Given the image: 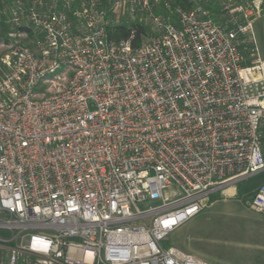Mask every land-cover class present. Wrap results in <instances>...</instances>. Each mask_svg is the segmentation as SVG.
Listing matches in <instances>:
<instances>
[{
    "label": "built area",
    "instance_id": "obj_1",
    "mask_svg": "<svg viewBox=\"0 0 264 264\" xmlns=\"http://www.w3.org/2000/svg\"><path fill=\"white\" fill-rule=\"evenodd\" d=\"M164 1L4 0L0 264H207L167 237L264 173V0L232 28ZM131 23L154 35L109 39Z\"/></svg>",
    "mask_w": 264,
    "mask_h": 264
},
{
    "label": "rangeland",
    "instance_id": "obj_2",
    "mask_svg": "<svg viewBox=\"0 0 264 264\" xmlns=\"http://www.w3.org/2000/svg\"><path fill=\"white\" fill-rule=\"evenodd\" d=\"M218 2L221 7L225 3L235 4L234 0ZM149 29L153 36L155 29ZM254 32L256 46L264 59V18L255 21ZM17 41L32 45L24 37ZM5 54L6 49L0 47V61ZM263 184L264 173H259L241 182L233 197L215 196L209 207L172 232L165 244L195 255L207 264H264V252L259 246L264 242V235L253 230L257 219L264 217L250 205L252 193Z\"/></svg>",
    "mask_w": 264,
    "mask_h": 264
},
{
    "label": "trees",
    "instance_id": "obj_3",
    "mask_svg": "<svg viewBox=\"0 0 264 264\" xmlns=\"http://www.w3.org/2000/svg\"><path fill=\"white\" fill-rule=\"evenodd\" d=\"M236 4H240L242 0H234ZM250 1V0H246ZM218 0H207L204 3V7L208 9L211 14V17L215 22L221 23L223 25L229 26L232 28V17L229 13L218 4ZM166 4L172 5L173 7L181 6L182 8L189 10L193 7L194 3L189 0H165L164 3L160 6L157 13L162 15H167L168 11L166 8ZM4 6V0H0V8ZM0 43L6 42L8 43V39L5 36L6 32H10V27L2 20L0 23ZM152 31L149 27L141 25L139 23H131L126 25H117L114 27L108 28V37L111 40L121 41V40H129L132 39V43L135 47L140 46L144 41L149 39L152 36ZM240 43V51L243 54L250 53L254 48L255 44L250 42L249 39L245 37L239 38ZM264 146V139H263ZM250 197V200L252 199Z\"/></svg>",
    "mask_w": 264,
    "mask_h": 264
},
{
    "label": "crops",
    "instance_id": "obj_4",
    "mask_svg": "<svg viewBox=\"0 0 264 264\" xmlns=\"http://www.w3.org/2000/svg\"><path fill=\"white\" fill-rule=\"evenodd\" d=\"M239 186V185H238ZM256 191V190H255ZM255 191L252 193V195L255 193ZM251 195V194H250ZM249 196V195H248ZM260 215V214H259ZM262 217H264L263 215H260ZM261 217V218H262ZM257 223L255 224L253 230L259 234L264 235V218L262 219H257L256 221ZM259 246H261V251L264 252V242L260 243Z\"/></svg>",
    "mask_w": 264,
    "mask_h": 264
}]
</instances>
